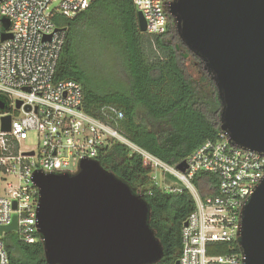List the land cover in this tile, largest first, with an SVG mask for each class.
Segmentation results:
<instances>
[{
    "label": "built area",
    "instance_id": "built-area-1",
    "mask_svg": "<svg viewBox=\"0 0 264 264\" xmlns=\"http://www.w3.org/2000/svg\"><path fill=\"white\" fill-rule=\"evenodd\" d=\"M93 1L0 2V19L9 22L8 29L0 24V228L10 225L16 215L19 240L33 244L39 235L38 188L32 181L33 174L73 175L82 160L97 161L103 147L120 142L141 158L144 169L164 192L185 189L192 197L194 210L182 227L178 264H243L241 253L210 252L215 249L213 244L237 241L242 206L264 179L263 154L232 145L220 131L217 139L203 142L187 156L186 169L180 172L130 142L114 127L123 118L118 108L104 106L103 119L93 118L82 111L79 83L54 81L65 40V32L55 26L54 18H74ZM132 1L145 20V33L164 34L166 8L173 0ZM3 34L11 37L2 39ZM5 116H10L8 132L2 131L1 119ZM29 131H34L39 140L34 149L23 147ZM156 172L172 176L182 187L164 182L160 185ZM199 172L217 177L213 195L202 197L192 184ZM3 234L0 264H8Z\"/></svg>",
    "mask_w": 264,
    "mask_h": 264
},
{
    "label": "trees",
    "instance_id": "trees-1",
    "mask_svg": "<svg viewBox=\"0 0 264 264\" xmlns=\"http://www.w3.org/2000/svg\"><path fill=\"white\" fill-rule=\"evenodd\" d=\"M167 19L164 34L141 33L132 0H94L74 18L56 16L55 26L65 32V40L54 81L79 83L82 111L93 118L103 119L104 106L118 108L123 118L114 127L133 144L176 167L203 142L219 137L222 105L212 76L182 45L173 21ZM97 162L147 203L149 226L163 249L155 264H175L182 250L183 224L194 210L190 193L164 192L141 158L120 142L103 147ZM160 179L181 186L168 174H160ZM217 182L208 172H199L192 180L202 197L213 195ZM36 237L33 244L3 239L8 264H47ZM213 247L211 254L240 253L237 241Z\"/></svg>",
    "mask_w": 264,
    "mask_h": 264
},
{
    "label": "water",
    "instance_id": "water-1",
    "mask_svg": "<svg viewBox=\"0 0 264 264\" xmlns=\"http://www.w3.org/2000/svg\"><path fill=\"white\" fill-rule=\"evenodd\" d=\"M166 10L182 45L212 76L222 105L219 130L232 145L264 155V0H173ZM0 24L9 27L5 19ZM137 26L145 33L140 12ZM1 121L8 132L10 116ZM176 169L184 172L186 163ZM32 181L38 188L36 228L47 264L161 260L147 203L97 161L82 160L73 175L35 172ZM16 230L13 215L0 234ZM237 244L243 264H264V179L242 206Z\"/></svg>",
    "mask_w": 264,
    "mask_h": 264
},
{
    "label": "rangeland",
    "instance_id": "rangeland-1",
    "mask_svg": "<svg viewBox=\"0 0 264 264\" xmlns=\"http://www.w3.org/2000/svg\"><path fill=\"white\" fill-rule=\"evenodd\" d=\"M52 6V5H51ZM27 139L23 141V147L27 149H34L36 148L39 140L37 137V134L34 131H29L27 134ZM158 182L160 185H162L163 181L160 179V173L156 172ZM15 238H18L17 232L16 231H10L7 233L3 234V239L6 240V242L10 243L12 242Z\"/></svg>",
    "mask_w": 264,
    "mask_h": 264
}]
</instances>
